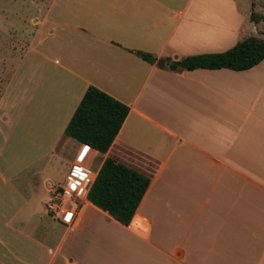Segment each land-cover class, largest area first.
<instances>
[{"label":"crops","instance_id":"0c3cea01","mask_svg":"<svg viewBox=\"0 0 264 264\" xmlns=\"http://www.w3.org/2000/svg\"><path fill=\"white\" fill-rule=\"evenodd\" d=\"M257 8L256 0L33 4V33L0 85V264H264V59L240 71L169 70L136 54L226 51L262 37ZM89 85L129 107L106 153L64 133ZM86 147L99 161L94 178L106 157L150 177L128 225L87 198L70 226L46 212L47 187L63 183ZM99 216L107 227L94 223Z\"/></svg>","mask_w":264,"mask_h":264},{"label":"trees","instance_id":"16d2710c","mask_svg":"<svg viewBox=\"0 0 264 264\" xmlns=\"http://www.w3.org/2000/svg\"><path fill=\"white\" fill-rule=\"evenodd\" d=\"M148 62L169 70L197 68L246 70L264 59V38L254 35L223 52L203 53L177 60L136 51ZM166 62H169L166 65ZM129 111L128 105L89 85L71 115L64 133L100 153H106ZM150 177L112 157H106L91 184L87 199L123 225H128L149 185Z\"/></svg>","mask_w":264,"mask_h":264},{"label":"rangeland","instance_id":"374dc122","mask_svg":"<svg viewBox=\"0 0 264 264\" xmlns=\"http://www.w3.org/2000/svg\"><path fill=\"white\" fill-rule=\"evenodd\" d=\"M46 1L0 0V85L10 79L14 66L17 63L16 61L24 52V49H26L30 36L33 33L32 26L26 21L31 16L33 4H44ZM256 3H260L263 10L257 8L252 13V18L255 19L256 13L264 14V4L263 6L261 5V3H264V0H256ZM260 26V33L258 34L264 38V21H262ZM84 150L85 148L77 152L74 160L93 174L98 168L99 161L93 159L92 155L89 154V148H87L86 152ZM57 181L54 184L61 183L59 180ZM97 218L98 220L94 222L96 225L100 227H107L109 225L107 219L103 216ZM97 252L98 254L101 253L99 258H104V255L108 253L105 248L97 250Z\"/></svg>","mask_w":264,"mask_h":264},{"label":"built area","instance_id":"2783aa9c","mask_svg":"<svg viewBox=\"0 0 264 264\" xmlns=\"http://www.w3.org/2000/svg\"><path fill=\"white\" fill-rule=\"evenodd\" d=\"M93 180L94 174L76 160L73 161L63 183H50L47 187L49 194L45 209L48 215L66 226L72 225L87 198Z\"/></svg>","mask_w":264,"mask_h":264},{"label":"snow or ice","instance_id":"6c2138e0","mask_svg":"<svg viewBox=\"0 0 264 264\" xmlns=\"http://www.w3.org/2000/svg\"><path fill=\"white\" fill-rule=\"evenodd\" d=\"M85 152L87 151V148H85V150H84Z\"/></svg>","mask_w":264,"mask_h":264},{"label":"water","instance_id":"95a60500","mask_svg":"<svg viewBox=\"0 0 264 264\" xmlns=\"http://www.w3.org/2000/svg\"><path fill=\"white\" fill-rule=\"evenodd\" d=\"M175 59L177 58V57H174Z\"/></svg>","mask_w":264,"mask_h":264}]
</instances>
